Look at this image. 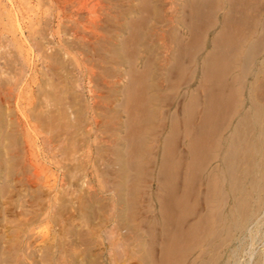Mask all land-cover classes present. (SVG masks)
<instances>
[{"label": "rangeland", "instance_id": "obj_1", "mask_svg": "<svg viewBox=\"0 0 264 264\" xmlns=\"http://www.w3.org/2000/svg\"><path fill=\"white\" fill-rule=\"evenodd\" d=\"M195 1L0 0V264H264V193L252 200L246 228L229 239L224 221L212 235L187 233L195 235L188 242L180 226L168 233L186 252L161 239L172 190L184 196L187 224L207 212V152L193 153L197 137L207 145V134L198 136L207 115L202 70L216 56L236 59L264 7V0ZM255 46L248 52L254 69L264 60L262 43L261 51ZM252 75L239 111L251 95L264 96L262 74L250 91ZM119 163L127 164L124 178ZM223 191L230 195L219 207L225 217L232 196ZM200 235L207 237L201 244Z\"/></svg>", "mask_w": 264, "mask_h": 264}, {"label": "bare ground", "instance_id": "obj_2", "mask_svg": "<svg viewBox=\"0 0 264 264\" xmlns=\"http://www.w3.org/2000/svg\"><path fill=\"white\" fill-rule=\"evenodd\" d=\"M205 2V0H196L195 2ZM207 1H213V0H206ZM216 2V0H214ZM203 2V4H204ZM200 3V4H201ZM214 4V2H212ZM210 3V4H212ZM262 3V2H261ZM208 4V3H207ZM208 4V5H210ZM258 4V3H257ZM263 4V3H262ZM261 5H258V11H257V15H256V19L254 21V25L253 28L251 29V32L249 33V31L247 33H245L244 35L241 36L239 44L237 46V50H236V54L234 52V54L232 55L233 57H236V59H217V57L219 58V56L214 57V55H210L211 57H214L215 59H207V66L202 70V76L203 79L206 80L208 82L207 86V115L205 118V123H203V127L201 126L200 131H198V136H202L204 134H207V145L203 146L201 144L202 140H204V138L202 139H198L199 137L196 138L195 141V145L193 147V153H196V151H205L203 153L207 152V156H201L202 158H207V192L205 194V200H206V205H207V209H205V214L204 216L201 218V220H199V222H195L192 224H187V214L192 216L191 214H189V212H186L182 210V207L184 205L183 204V199L184 196L181 194H178V190L174 191L170 190L171 192H173V195L171 197L170 202H168L167 204V208L165 205L167 203V200H169V198H165L162 201V205L163 206V210H166V215L164 217V222H162L161 224L164 225V228L161 226V231H165V235L164 233H162L165 238H161L165 240V244L168 243L167 238L169 235L168 233L170 232H175L178 234L179 229H176L180 226V232L182 231L184 235H182L184 238L185 236L188 237L189 235H186L187 233L191 232L193 234H195V232L198 230L197 228L202 229V233L203 235L205 234L206 236L210 235L211 233L214 232L213 227L214 223H218L220 225V223H222L223 221L226 222V224L228 223V225L226 226V234H227V238L229 239V235L230 232H235L234 230H243L246 228L247 223H249V220L253 217L254 212L252 209L253 203L252 200L255 199L254 201H258L260 202L262 200V195H263V191H264V96H259L258 94H253V97L251 95V99H250V104L248 109L245 110H238V108L243 105V100L241 99V95L242 92L244 90L243 86L245 83L244 81H246L247 76L253 72V81L251 82V86L254 87V85H259L260 82H262L261 79V74L264 77V60L261 59V63L260 65H258L259 67L254 69L253 64H254V59H250V53L248 55L249 50L251 51L252 47L254 46L256 48L255 45L259 46V43H262L263 49L262 51H264V26H263V15H264V7ZM206 5V4H205ZM200 7V6H199ZM257 8V7H256ZM225 21V20H224ZM225 27V26H224ZM225 29H227L225 27ZM230 29V28H229ZM230 31V30H229ZM223 35H225V32L223 33ZM238 38V37H237ZM217 39V38H216ZM226 39V37H225ZM239 40V39H237ZM236 40V41H237ZM225 41V40H224ZM229 41V40H228ZM218 43V42H217ZM231 45V42H229ZM225 44V43H224ZM219 46V45H218ZM234 48V47H233ZM262 48V47H261ZM253 51V50H252ZM260 50V46H259V50ZM220 52V51H219ZM228 52V50H227ZM226 53V52H225ZM251 53H255V52H251ZM257 53V51H256ZM259 53V52H258ZM232 54V53H231ZM230 54V56H231ZM227 55V54H226ZM210 56H207V58ZM223 57V56H222ZM227 58V57H226ZM253 58V57H252ZM257 65V64H256ZM257 67V66H256ZM149 76V75H147ZM251 77V78H252ZM150 78V76L148 77ZM250 78V76H249ZM204 80H201L204 81ZM211 80H216L218 82L217 84V88L215 87H210L209 83H211ZM250 80V79H249ZM205 82V81H204ZM250 82V81H248ZM150 84H153L149 81ZM247 83V82H246ZM216 84V83H215ZM146 85H148L146 83ZM201 85V84H200ZM213 86V85H211ZM247 86L248 83H247ZM261 86V85H260ZM150 87V86H149ZM156 86H153V88ZM249 87V88H250ZM157 88V87H156ZM255 89V88H253ZM146 90V88H145ZM249 90V89H247ZM259 90V89H258ZM250 91L252 90V87L250 88ZM257 91V89H256ZM248 92V91H247ZM257 93V92H255ZM261 93V92H260ZM263 93V92H262ZM143 94V93H142ZM141 94V95H142ZM248 94V93H246ZM251 94V92H250ZM264 94V93H263ZM140 95V97H141ZM262 95V94H261ZM153 97V96H152ZM142 98V97H141ZM145 99V97H143ZM142 100V99H141ZM248 100V99H247ZM246 101V100H245ZM144 102V100L142 101ZM245 103V102H244ZM142 104V103H141ZM148 104V103H147ZM247 106V105H246ZM242 108V106L240 107ZM155 110V109H154ZM153 107H149L148 108V112L145 114L149 115H153ZM237 113H239V115H237ZM190 114V113H188ZM206 114V113H204ZM237 116H236V115ZM147 116V117H148ZM236 116L238 117L237 122L234 126L231 127V121L233 120V117ZM146 117V116H145ZM146 117V118H147ZM150 117V116H149ZM154 118V117H153ZM143 120V119H142ZM145 121V120H143ZM142 121V123H143ZM148 121V120H147ZM149 123V121H148ZM144 124V123H143ZM192 124V123H191ZM147 125V124H146ZM1 126V124H0ZM198 126V125H196ZM139 127V126H138ZM187 128L189 127V124H187L186 126ZM200 127V125H199ZM141 128V126H140ZM190 128V127H189ZM198 128V127H197ZM139 129V128H138ZM191 129V128H190ZM227 129H231V132L229 131V134H227ZM141 130V129H140ZM188 133L189 129H187ZM193 130V129H192ZM196 131V130H195ZM197 132V131H196ZM192 134V133H191ZM200 134V135H199ZM137 136V135H136ZM140 136V133L138 135V137ZM194 136H192L193 138ZM203 137V136H202ZM141 138V136H140ZM191 138V137H190ZM138 140V139H137ZM195 138H193V142H194ZM141 141V139H140ZM205 141V140H204ZM2 143V142H1ZM138 144V143H137ZM141 145H143V143L141 142ZM3 146V145H2ZM6 146L4 145V148ZM141 147V146H140ZM204 147V148H203ZM1 148V147H0ZM203 148V150H201ZM2 149V148H1ZM0 149V150H1ZM138 149V148H137ZM7 150V149H6ZM5 150V151H6ZM120 151V148H117V152ZM141 151V150H140ZM1 152V151H0ZM3 152V151H2ZM135 152V151H134ZM142 152V151H141ZM137 154H135L134 156L137 157L138 152H136ZM191 153V152H190ZM189 153V154H190ZM202 153V152H201ZM192 154V153H191ZM198 154V153H197ZM118 155V154H117ZM120 155V152H119ZM141 155V154H140ZM5 156V155H4ZM190 156V155H189ZM3 157V156H1ZM123 157V156H122ZM121 156H118V160L120 162L121 159H123ZM192 158L193 161L191 162H195V160L197 159V157L192 156L190 157ZM194 158V159H193ZM196 158V159H195ZM201 158V159H202ZM9 159V158H8ZM168 159V158H167ZM171 159V158H170ZM7 160V159H6ZM124 160V159H123ZM214 160L215 164L214 166L210 165L212 163V161ZM5 161V160H4ZM137 161V162H135ZM134 162H132L131 165H133V167H136L138 169V160H135ZM168 161V160H167ZM166 161V162H167ZM171 162V161H170ZM188 163H191L189 161H187ZM203 162V161H201ZM173 163V162H172ZM120 164V163H119ZM163 164V163H162ZM176 164V163H175ZM195 164V163H194ZM194 164L191 166H189L188 168L194 166ZM197 164V163H196ZM200 165V163H198ZM202 164V163H201ZM1 165V162H0ZM9 165V164H8ZM121 165V164H120ZM129 166V165H128ZM162 166V165H161ZM7 167V166H5ZM10 167V166H9ZM127 164H123L120 166V172L123 176V178L125 177L126 174V169ZM187 168V167H186ZM194 168V167H193ZM0 169H3V166L0 167ZM136 169V170H137ZM8 170V169H6ZM190 170V169H189ZM202 170V169H201ZM11 169L6 171V173L8 172V174H10ZM191 171V170H190ZM188 171V173L190 172ZM203 171V170H202ZM4 172V171H3ZM170 172V171H169ZM128 173V172H127ZM173 173V172H172ZM170 173V174H172ZM166 174V173H165ZM169 174V173H168ZM2 175V174H1ZM167 175V174H166ZM4 176V174H3ZM7 176V175H6ZM10 176V175H9ZM171 176V175H170ZM193 176V175H192ZM191 176V178H192ZM2 177V176H0ZM187 177V176H186ZM194 177V176H193ZM9 178V177H6ZM5 178V180H6ZM166 178V177H165ZM168 178V177H167ZM166 178V179H167ZM173 178V177H172ZM3 179V178H2ZM4 180V181H5ZM124 179H122L123 181ZM7 181V180H6ZM165 181V180H164ZM164 181L162 183H164ZM8 182V181H7ZM170 183V182H169ZM169 183H168V187H169ZM172 183V181H171ZM174 183V182H173ZM120 184V183H119ZM166 184V181H165ZM189 184V183H188ZM12 185V184H10ZM122 185V184H120ZM167 185V184H166ZM176 185V184H175ZM175 185H173L175 187ZM248 185V186H247ZM7 186V185H6ZM124 186V185H123ZM162 186V185H161ZM165 186V185H163ZM186 186V185H185ZM5 187V186H4ZM13 187V186H11ZM173 187V188H174ZM178 187V186H177ZM249 187V188H248ZM121 188V187H120ZM162 188V187H161ZM167 188V186H166ZM165 188V189H166ZM188 188V187H186ZM206 188V187H205ZM223 188H228L230 191V194L232 196V206L229 210V213L226 212L225 217L224 215H222V209L219 208L220 205L223 204H227L228 200V196L230 197L229 194H226V191H223ZM15 189V188H14ZM123 189V188H122ZM179 189H181V187H179ZM2 190V189H1ZM167 190V189H166ZM166 190H163L164 192H166ZM169 190V189H168ZM185 190V189H184ZM8 191V190H7ZM162 191V192H163ZM186 191V190H185ZM197 191V190H196ZM195 191V192H196ZM229 193V192H228ZM185 195V194H184ZM253 195H255V197H253ZM159 197V196H158ZM262 197V198H261ZM186 199V198H185ZM203 200V199H202ZM165 201V203H164ZM263 201V200H262ZM159 203V202H158ZM185 204V209L189 210L188 206L186 208V203ZM191 205V204H190ZM214 206H218L219 210L221 209V213L219 211L214 210ZM259 206V205H258ZM257 207V206H256ZM184 208V207H183ZM193 208V207H192ZM191 208V209H192ZM259 208V207H258ZM161 209V207H160ZM261 209V207H260ZM226 210V209H225ZM169 211V213H168ZM159 212H162L159 210ZM192 212V211H191ZM3 213V212H2ZM168 213V215H167ZM204 213V212H203ZM259 213V212H258ZM165 214V213H163ZM160 215V214H159ZM203 215V214H202ZM262 215V214H261ZM189 217V216H188ZM171 218V219H169ZM194 218V217H193ZM160 219V218H159ZM176 219V220H175ZM262 219V218H261ZM175 220L176 222L172 221ZM171 222L172 224H174V229H169V223ZM170 223V224H171ZM189 223V222H188ZM180 224V225H179ZM203 224V225H202ZM254 224V223H253ZM252 225V222H251ZM148 226V225H147ZM171 226V225H170ZM173 226V225H172ZM218 226V225H217ZM155 227V226H154ZM251 227V226H250ZM223 228V227H222ZM197 229V230H196ZM248 229V228H247ZM251 229V228H250ZM256 229V228H255ZM258 230V229H257ZM200 232H196L198 235L201 233V230H199ZM222 231V230H221ZM151 233V232H150ZM192 237L195 236L193 234H191ZM216 233V232H215ZM221 232L217 233L220 234ZM243 233V232H242ZM196 234V236H197ZM208 234V235H207ZM246 234V233H245ZM171 235V234H170ZM169 235V237H170ZM174 235V234H173ZM172 235V236H173ZM181 235V234H179ZM178 235V236H179ZM212 235V234H211ZM167 236V237H166ZM176 236V235H174ZM202 236V235H200ZM214 237H217L215 235H213ZM157 237V236H156ZM185 237V238H186ZM192 237H188V238H184L186 240V242H188L189 240L187 239H191ZM204 236L200 237V238H196L198 241V243H200L201 240ZM212 237V236H211ZM210 237V238H211ZM224 237V236H223ZM244 237V236H243ZM172 238V237H171ZM177 236L175 237V240L172 241H176ZM180 238V236H179ZM180 238L181 240L184 241V239ZM207 238V237H206ZM206 238L204 240H206ZM235 238V237H234ZM248 238V237H247ZM215 239V238H214ZM243 239V238H242ZM157 240V239H156ZM178 240V239H177ZM209 240H213V239H209ZM227 241V239H225ZM5 241V240H4ZM155 241V240H154ZM169 239V242H172ZM191 241V240H190ZM195 241V240H194ZM194 241H191V243H194ZM230 241V240H229ZM237 241V240H236ZM152 242V241H151ZM157 242V241H156ZM155 242V244H156ZM179 242V241H178ZM182 242V241H180ZM185 242V241H184ZM196 242V243H197ZM203 241H201L202 243ZM208 242V241H207ZM211 242V241H210ZM221 242V240H220ZM223 242V241H222ZM221 242V243H222ZM225 242V241H224ZM249 242V241H248ZM154 243V242H153ZM151 243V244H153ZM176 243V242H175ZM173 243L172 244H167L166 248L168 247V245H172L175 247V250L177 248L176 251H183L185 247H187V245H185V247L183 246H179L176 247L175 245H178V243ZM200 243V244H201ZM209 243V242H208ZM215 243V242H214ZM234 243V242H233ZM251 243V242H249ZM254 243V242H253ZM163 244V243H162ZM175 244V245H173ZM211 244V243H210ZM223 244V243H222ZM228 244V243H226ZM230 244V243H229ZM242 244V243H241ZM248 244V243H246ZM154 245V244H153ZM180 245V244H179ZM191 245V244H190ZM195 245V244H194ZM192 245V247L194 246ZM198 244H196L197 246ZM219 245V243H215L214 246ZM225 245V243H224ZM223 245V247H224ZM149 246V244H148ZM205 246L206 243H205ZM220 246V245H219ZM237 246V245H236ZM150 247V246H149ZM164 247V246H163ZM209 247V246H208ZM207 247V248H208ZM226 247V246H225ZM224 247V248H225ZM231 247V246H230ZM254 247V246H253ZM147 248V247H146ZM171 247H169L167 250L169 251ZM190 248V247H189ZM211 248V247H210ZM213 248V247H212ZM215 248V247H214ZM220 248V247H219ZM228 248V247H227ZM248 248V247H247ZM161 249V248H160ZM164 249V248H163ZM180 249V250H179ZM186 249V248H185ZM194 249H196V247H194ZM204 249H206L204 247ZM216 249V248H215ZM147 250V249H146ZM172 252V249H170ZM189 250L192 251V248H190ZM221 250V249H220ZM225 250V249H224ZM233 250V249H232ZM264 250V249H263ZM152 251V250H151ZM167 251V253H168ZM185 251V250H184ZM188 251V250H186ZM185 251V252H186ZM196 251V250H194ZM207 251V250H206ZM213 251V250H211ZM229 251V250H228ZM227 251V252H228ZM231 251V250H230ZM239 251V250H238ZM255 251V250H253ZM153 252V251H152ZM161 254L162 252L165 253L164 251H160ZM193 252V251H192ZM191 252V253H192ZM204 252V251H202ZM201 252L202 256L204 255ZM219 251H217L218 253ZM244 252V251H243ZM247 252V251H246ZM244 252V253H246ZM257 252V251H256ZM151 253V252H150ZM149 253V254H150ZM165 253V254H167ZM174 253V252H173ZM190 253V252H189ZM188 253V254H189ZM190 253V254H191ZM194 253V252H193ZM199 253V252H198ZM197 253V254H198ZM206 253V252H205ZM209 253V252H208ZM211 253H216V252H211ZM216 253V254H217ZM229 253V252H228ZM234 253V251H233ZM160 254V253H159ZM200 254V255H201ZM207 254V253H206ZM239 254V252H238ZM247 254V253H246ZM261 254V253H260ZM4 255V254H3ZM154 255V253H153ZM179 255V254H178ZM215 255V254H214ZM214 255L212 257H214ZM218 255V254H217ZM237 255V254H236ZM235 255V257H236ZM245 255V254H244ZM150 256V255H149ZM167 256V255H166ZM165 256V257H166ZM187 256V254L185 255ZM196 255H194L195 257ZM220 256V255H219ZM252 256V255H251ZM174 257V256H173ZM172 257V258H173ZM190 256L188 255V258ZM192 257V256H191ZM197 257H199L197 255ZM211 258V256H209ZM207 256V258H209ZM261 257V256H259ZM171 258V256H170ZM171 258V260H172ZM182 258V257H181ZM180 258V259H181ZM187 258V257H186ZM223 258V256H222ZM251 259V257H249ZM2 259V258H1ZM0 259V260H1ZM168 259V258H167ZM165 259V261L167 260ZM175 259V258H174ZM194 259H190V261L195 260ZM237 259V258H235ZM249 259V261H250ZM253 259V258H252ZM255 259V258H254ZM183 260V259H182ZM204 260V259H203ZM202 260V261H203ZM207 259H205L206 261ZM214 260V259H213ZM216 260V259H215ZM154 261V260H153ZM176 262V260H174ZM173 261V263H174ZM185 260H183L182 262H184ZM201 261V262H202ZM204 261V263H205ZM212 261V260H211ZM234 261V260H233ZM232 261V262H233ZM237 261V260H236ZM239 261V260H238ZM246 261V260H245ZM163 262V260H162ZM167 262V261H166ZM170 263V261H168ZM189 262H185L186 264ZM199 262V261H198ZM207 262V261H206ZM209 262V261H208ZM223 262V260H222ZM165 263V262H164ZM192 263V262H191ZM194 263V262H193ZM200 263V262H199ZM215 263V262H214ZM219 263V261H218ZM237 263V262H236ZM247 262H245L246 264ZM176 264V263H175ZM178 264V262H177ZM212 264V262H211ZM239 264V262H238ZM249 264V262H248Z\"/></svg>", "mask_w": 264, "mask_h": 264}]
</instances>
